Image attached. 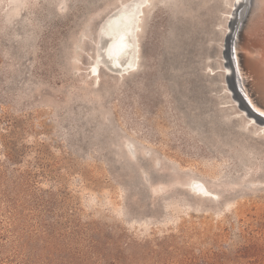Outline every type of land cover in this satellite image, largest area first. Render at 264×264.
<instances>
[{"label":"rangeland","instance_id":"obj_1","mask_svg":"<svg viewBox=\"0 0 264 264\" xmlns=\"http://www.w3.org/2000/svg\"><path fill=\"white\" fill-rule=\"evenodd\" d=\"M126 1L0 0V264H264V121L226 72L244 4L150 0L137 68L98 76Z\"/></svg>","mask_w":264,"mask_h":264},{"label":"bare ground","instance_id":"obj_2","mask_svg":"<svg viewBox=\"0 0 264 264\" xmlns=\"http://www.w3.org/2000/svg\"><path fill=\"white\" fill-rule=\"evenodd\" d=\"M149 1L150 0H128L122 3L121 5H119L118 7H116L114 10H112L105 16V18L103 19L100 25V29H99L100 36L98 37L97 40L96 57L93 63V65L95 66L94 71H98L97 69H99L98 76H100L102 69H105L116 75H128L137 68L140 59L139 35L141 28V19L143 14L145 13L146 8L148 7L147 2ZM237 1H239L241 5L244 4L245 11L248 9L250 0H237ZM236 12H237V7H236V11H234V13L231 15L232 19L237 17ZM263 23H264V0H252V4L250 5L247 21H246L247 28L245 30V35H247V39L246 41L243 42L242 48L240 46L239 49V51L241 49L244 50L246 67L247 69L251 67L252 73H254L253 62L255 61L251 55L256 52V49L254 50L256 41L253 40V34L255 35L259 33L258 30L261 29L260 27L264 25ZM233 24L234 25L231 24V29L229 30L230 31L229 33L232 32V34L230 35V37L227 36L228 38L227 41L229 43L226 44L227 46L225 45L227 47V54H228L226 72H228L229 75L232 74L233 82H235L236 85H237L236 79L238 74L240 83L244 88V90H247L246 92L247 94H249L250 98L254 102L258 103V101H256V97L259 96H256V94H254V92L248 86L247 81H244V79H242L241 76L242 73L239 70V68L237 71L234 67L233 61L235 58L233 57L232 49L234 46L233 40L235 38V34L237 31L236 30L237 24L236 22H234ZM250 57L252 58L251 62L250 60L247 61V58L250 59ZM237 63H238V59H237ZM262 72H264V68L263 70L262 69L260 70V73L259 71L255 73V76L257 77L259 75L262 76ZM253 85L254 87L259 86L260 83L254 82ZM237 88L241 93L239 85H237ZM250 121L252 122V124H257V120L255 119L253 120V118L250 119ZM195 188L198 190H202L204 193L208 191L207 187L203 183L198 181L195 182Z\"/></svg>","mask_w":264,"mask_h":264},{"label":"water","instance_id":"obj_3","mask_svg":"<svg viewBox=\"0 0 264 264\" xmlns=\"http://www.w3.org/2000/svg\"><path fill=\"white\" fill-rule=\"evenodd\" d=\"M252 4V0H250V4L248 6V9L245 11L244 9V5L242 7V15L241 18L238 22V26H237V31L235 34V38L233 40V57L236 59H234L233 63H234V67L235 69L238 71H241L242 73V79H244V81H247L248 86L250 87V89L254 92V94H256V101L254 102L249 94H247V90H244V88L242 87L240 80H239V76L237 74V85H239V88L241 90V93L239 92L237 85H236V90L239 94V97L241 98V100L244 102L248 112L252 115H255L257 118H261L264 121V72H262V76H255V73H257L260 70L264 68V25L261 26L258 31V34H253V40L256 41L255 42V46H254V50L256 49V52L254 54H252V58L254 59L255 62H253V72L252 73V69L251 67L249 69H247L246 67V63H245V55H244V50H240V46L242 48L243 42L246 41L247 39V35H245V30H246V21H247V16H248V11L250 8V5ZM264 24V23H263ZM252 58L250 57V59L247 58V61L250 60V62L252 61ZM237 59H238V63H237ZM236 62V63H235ZM239 66V67H238ZM254 82H258L260 83L259 86H255L253 85Z\"/></svg>","mask_w":264,"mask_h":264}]
</instances>
